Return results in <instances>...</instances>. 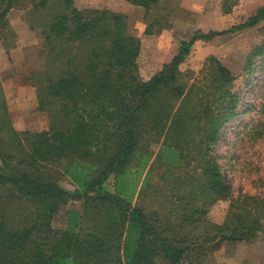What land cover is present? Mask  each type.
<instances>
[{"label":"trees","instance_id":"obj_1","mask_svg":"<svg viewBox=\"0 0 264 264\" xmlns=\"http://www.w3.org/2000/svg\"><path fill=\"white\" fill-rule=\"evenodd\" d=\"M124 1L145 10V35L171 28L164 0ZM75 2L0 0V33L21 8L43 38L45 66L32 84L50 120L47 130L17 131L0 86V264H206L225 243L264 236V197H234L216 154L242 115L237 77L215 56L197 75L181 70L197 42L258 27L264 6L229 29L196 31L144 80L129 17ZM220 2L224 15L238 4ZM258 62L264 72V39L243 72ZM253 138H264V123ZM56 166L75 191L58 183ZM222 201L230 204L215 223L209 213ZM72 202L82 209L60 217Z\"/></svg>","mask_w":264,"mask_h":264},{"label":"rangeland","instance_id":"obj_2","mask_svg":"<svg viewBox=\"0 0 264 264\" xmlns=\"http://www.w3.org/2000/svg\"><path fill=\"white\" fill-rule=\"evenodd\" d=\"M75 5L79 9H108L129 17L131 31L142 42L138 59L140 75L149 80L171 61L180 41L189 40L198 30L222 31L242 24L264 6V0H238L229 15L222 13L220 0H164L162 9L170 14L166 13L165 21L171 28L154 36L144 33L145 10L124 0H76ZM263 27L264 22L253 29L197 42L181 66L183 72L197 75L206 59L215 56L237 77L235 87L242 96V115L228 126L216 145L226 183L234 197L242 193L264 197V138H253L258 125L264 123L260 114L264 103V72L257 67L259 62L252 75L243 72L252 48L264 39ZM45 59L46 48L40 32L30 28L25 10L13 9L8 15V29L0 33V86L9 102L12 124L19 132L49 128L48 113L39 110L37 91L32 84L33 73L43 70ZM159 148L153 146L152 150L156 154ZM54 170L61 186L72 192L77 189L63 174L62 167L56 166ZM108 188L112 189L111 183ZM229 204L230 201H222L213 206L210 220L222 223ZM68 208L82 209V203H70L62 209L60 217ZM54 226L63 227L61 218L55 219ZM206 264H264V236L253 243H225L208 256Z\"/></svg>","mask_w":264,"mask_h":264},{"label":"crops","instance_id":"obj_3","mask_svg":"<svg viewBox=\"0 0 264 264\" xmlns=\"http://www.w3.org/2000/svg\"><path fill=\"white\" fill-rule=\"evenodd\" d=\"M189 9V8H188ZM6 97V101H7V96H5ZM7 105H8V108H9V102H7Z\"/></svg>","mask_w":264,"mask_h":264}]
</instances>
